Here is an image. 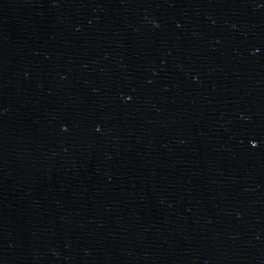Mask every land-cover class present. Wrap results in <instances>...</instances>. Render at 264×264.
Segmentation results:
<instances>
[{"label": "water", "instance_id": "water-1", "mask_svg": "<svg viewBox=\"0 0 264 264\" xmlns=\"http://www.w3.org/2000/svg\"><path fill=\"white\" fill-rule=\"evenodd\" d=\"M0 264H264V0H0Z\"/></svg>", "mask_w": 264, "mask_h": 264}]
</instances>
